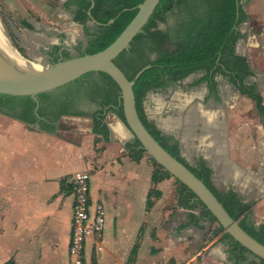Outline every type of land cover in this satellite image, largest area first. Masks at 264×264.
<instances>
[{"label": "crops", "instance_id": "crops-1", "mask_svg": "<svg viewBox=\"0 0 264 264\" xmlns=\"http://www.w3.org/2000/svg\"><path fill=\"white\" fill-rule=\"evenodd\" d=\"M67 1L76 3L77 9L78 0H61V8L53 11L59 15L72 14L73 9ZM243 2L247 3L250 19L240 26L247 37L240 38L236 50L239 55L248 57L253 70L250 80L257 83L264 97V65L249 53L252 46L262 45L259 50L264 54V42H255L257 34L249 30L255 25L262 31L264 0ZM32 24L33 30L39 33L47 29L49 37L55 40L42 46L60 45V36L65 31L57 27L58 23ZM259 34L264 35V32ZM239 45L245 52L239 51ZM191 80L179 84L182 105L186 104L182 96L188 99L194 96L193 93L185 94L182 89ZM156 93L152 91L146 101L149 115L154 99L156 102L161 99ZM210 105L209 109L199 102L191 110L204 109V114H210L208 119L217 121L221 130L207 131V123L202 122L204 127L200 130H204L201 140L205 154H195L194 163L186 154L193 155L192 137L186 140V129L181 131V155L190 165H195L200 158L205 159L213 170L216 187L233 188L244 201L254 202L251 218L257 224H264V124L261 116L256 147L249 148L251 140L245 142L242 133L227 135V122L222 118L224 105L218 107L214 102ZM114 114L116 118L107 121L108 140L95 133L93 120L89 118H74L92 121L89 133L77 135L73 124L74 129L70 131L49 132L0 114V264L9 261L14 264H70L75 203L72 179L78 171H88L91 175L92 210L99 203L107 210L104 250L98 251L94 240H88L85 264H249L255 259L254 255L244 261L233 257L228 240L222 239L224 233L212 236L211 241L205 239L207 227L192 224V210L179 203L177 179L171 176L159 183L153 182L155 167L149 163L147 155L140 161L131 157L126 145L133 138L125 121ZM125 136L130 139H123ZM217 178L221 187L216 183ZM154 188L160 194L152 197L150 205V193Z\"/></svg>", "mask_w": 264, "mask_h": 264}, {"label": "trees", "instance_id": "trees-1", "mask_svg": "<svg viewBox=\"0 0 264 264\" xmlns=\"http://www.w3.org/2000/svg\"><path fill=\"white\" fill-rule=\"evenodd\" d=\"M144 0H78V7L74 20L85 26L89 40L86 49L81 54L95 53L109 46L128 26L138 12L137 6ZM251 0H247L249 2ZM243 0H161L144 29L131 43L128 50H124L115 59L116 64L126 73L130 79L143 67L151 65L137 80L134 86L136 104L139 115L153 136L174 156L185 163L223 203L231 216L240 221L241 226L254 238L264 244V224H257L252 217L254 202H246L233 188L219 189L213 182V170L208 162L200 158L195 165H190L181 155L179 140L173 135H167L158 127L155 120L149 117L146 109V101L151 91L167 92L169 88L182 84L183 80L192 73H201V76L193 82V85L207 82L211 92L217 95L219 82L218 75L227 77L234 88L243 95L249 97L259 112L264 124V97L258 89L257 83L250 81L253 70L247 56L239 55L236 50L240 38H246L247 33L241 31L240 26L248 22L250 14ZM100 22L94 29L88 26L90 14ZM114 22L107 24L111 19ZM28 28L34 29V25L25 21ZM165 24V27H162ZM93 29V32L90 30ZM64 37L65 34H62ZM16 45V43H15ZM80 42L78 49H81ZM18 47V46H17ZM60 45H55L50 51L52 62L70 58V51L64 49L60 57ZM23 53V50L19 48ZM84 78L91 81H100L107 87V96L102 100V108L93 114L85 112H72L62 109L56 117L60 119L63 114L92 115L95 133L108 140L110 129L106 118L109 112L116 113L125 121L121 91L113 78L104 72H90L83 77L72 81L55 90L40 93L38 101L31 96H11L0 94V112L17 118L27 124L36 122L37 110L39 115H45L46 100L54 95V92L62 88L80 87ZM20 102L28 114H18L5 109L4 103ZM126 122V121H125ZM50 126V127H49ZM43 130L54 132L55 126L42 122ZM127 149L131 157L140 161L147 151L142 147L138 138H133L127 143ZM149 155V154H148ZM154 165L152 175L153 182L159 183L172 174L149 155ZM179 203L192 210L190 222L192 224L207 227V223H218L213 227L211 234L214 237L225 233V229L219 224L216 217L198 199L196 193L187 185L177 179ZM160 194L157 189L151 190L152 197ZM197 209L199 212L197 213ZM205 222V225H201ZM208 231V230H207ZM223 240H228L231 253L238 261H244L249 255H254L241 243L223 235ZM255 256V255H254ZM133 260L135 253H133ZM6 264H14L9 261ZM249 264H264V259L249 261Z\"/></svg>", "mask_w": 264, "mask_h": 264}, {"label": "water", "instance_id": "water-1", "mask_svg": "<svg viewBox=\"0 0 264 264\" xmlns=\"http://www.w3.org/2000/svg\"><path fill=\"white\" fill-rule=\"evenodd\" d=\"M160 2L161 0H144L140 3L137 6L138 12L132 21L106 48L95 53L79 54L71 56L70 58L61 59L50 65H47L43 60H39V62L42 63V68L40 69L34 66L31 69L19 66L0 33V94L31 96L38 101V95L40 93L55 90L90 72L107 73L120 87L125 123L129 128L132 138H138L142 147L151 157L169 171L173 177L180 180L196 193L198 199H200L212 212L219 224L224 227L225 232L230 235L232 239L241 243L259 259H264V244L249 234L241 226L240 221L231 216L208 185L185 163L170 153L143 123L137 109L134 86L136 80L149 69L151 65L143 67L135 75L134 79H130L115 62V59L120 53L131 47L132 41L143 31L144 26L148 23ZM89 14L90 22L97 25L101 24L93 18L91 12ZM70 15L72 23L80 25L74 20L76 12ZM114 20L115 18L111 19L107 24L114 22ZM12 46L18 50L13 43ZM25 59L30 63H36L30 59ZM195 74L196 73L190 74L184 81ZM151 92H149V94ZM164 123L165 120H163V122L161 120V123L157 124L163 133L173 135L179 140L180 145H183V133L180 132L179 126L169 129Z\"/></svg>", "mask_w": 264, "mask_h": 264}, {"label": "rangeland", "instance_id": "rangeland-1", "mask_svg": "<svg viewBox=\"0 0 264 264\" xmlns=\"http://www.w3.org/2000/svg\"><path fill=\"white\" fill-rule=\"evenodd\" d=\"M66 3L71 6L73 11L75 10L76 3L69 1H67ZM61 4V0H0V24L3 32L18 50L19 48L23 50V53H21L20 51L19 52L25 58L35 61L36 63H40L39 60H43L47 65L52 64V62H50L49 59H47L45 55L40 51V48L42 44L55 41L54 38L52 39L49 37L47 29H43L41 33H39L36 30L28 28L25 24V21L34 23L37 26H39V22L53 21V23H58L57 27L63 29L70 36L69 38L80 37L82 39H85V33H83L82 27H79L78 25L72 23V20L70 18L71 13L66 12L59 15L58 12L53 11V9L55 8H61ZM162 27H165V24H162ZM249 30L252 31V33L254 32L257 34L255 42H257L258 40L259 43L264 42V35L259 34L261 32H264V27L263 29H261L262 31H260L258 30V26L251 25ZM249 30L247 29V31ZM244 49L245 48L243 46L239 45L240 52H245ZM252 49L253 50L249 51L250 55H255L254 59L258 58V61H262V65H264V54L259 50L262 49V45L252 46ZM40 65L42 64L40 63ZM200 75L201 73H196V75L191 78L192 80L187 79V81H191L186 82L185 87L182 88L184 89L183 91L185 92V94H194V96L190 97L189 99L188 97L186 98L185 95L184 97L182 96V98L184 99L183 101H186L185 105L180 104L181 96L178 94V91L181 90V87L177 85L170 88L169 92H158L155 94V96L158 95L159 97H161V99L159 101L157 100V102L154 99L151 108L152 113L149 115L150 118L156 120L158 124L161 123V120L162 122L163 120H168L171 121V123H174L175 121H179L178 119H180V132L186 129V133L184 136L185 139L187 140L190 136L192 137L190 149L193 155L190 156V154L186 152L189 161L192 163L195 162L197 154H205V150H203L204 144L201 140L204 130L202 131L200 129H203L204 127L202 121L204 123V121L206 122V120L209 119L207 114H204V109H194L193 111L191 109L194 108L195 104L199 102H203L207 106V108L210 109L212 107L210 104L213 103V98L209 95H207L205 101H202L207 93L206 82H201L199 84L193 85V82L198 79ZM224 82V97L225 101L228 103L226 106H224V109L222 111V115L224 117L222 118L227 122V135L242 133L244 139H246L245 142L247 140H251L249 148H255L256 146L254 144L255 142L257 143V138L261 133V127L259 125L260 114L258 113L254 102L249 97L241 95L237 90L232 88V86L229 85L227 81ZM215 104L218 105V107L223 106L221 104L219 105V103ZM115 116L116 115L114 113L109 112L106 121L111 122L113 118H116ZM69 121L71 123L74 122L73 126L76 128L75 133L77 135H80L81 133L86 135L92 128V121H90L89 119H69ZM244 125L246 127H244ZM187 130L189 131V133L187 132ZM236 150H238L237 147ZM231 152H234V149L231 148ZM147 157L149 163L154 167L148 154ZM257 163L255 166H257ZM216 183L219 187L222 186L219 178H217ZM206 225L208 231L205 232V239L211 241V230L214 229L213 227H215L217 224H211L208 222V224ZM224 234L227 235L226 232Z\"/></svg>", "mask_w": 264, "mask_h": 264}, {"label": "flooded vegetation", "instance_id": "flooded-vegetation-1", "mask_svg": "<svg viewBox=\"0 0 264 264\" xmlns=\"http://www.w3.org/2000/svg\"><path fill=\"white\" fill-rule=\"evenodd\" d=\"M83 30V33H85V39H82L80 37L76 38H69L70 36L65 32V36H60V46L61 49L59 50V55L62 58V51L64 49H68L70 51L71 56H75L76 54L79 55L82 52L85 51L89 36L86 33L85 26L80 24ZM88 26H91V24L88 22ZM93 26V25H92ZM91 26V27H92ZM95 26H93V29ZM93 29L90 31L93 32ZM80 42H83V46L81 49H78V45ZM55 45H47V46H41L40 51L45 55L47 59H49L50 62H52V55L50 54V51L53 50V47ZM38 52V50H37ZM53 63V62H52ZM251 78V76H250ZM249 78V79H250ZM216 79L219 82L217 95L213 92H211L210 87L208 83L206 82L207 86V93L205 97L202 99V101H205L207 95L213 98L214 103L223 104L224 106L227 105V102L225 101L224 93L225 89L223 84L224 81H227L229 85L233 87V85L230 83L229 79L227 77H224L222 75H218ZM184 81V80H183ZM251 81V80H250ZM172 88V87H171ZM237 90L236 88H234ZM170 91V88L168 92ZM239 92V90H237ZM107 87L106 85L102 84L100 81H91L90 78H84L83 82L81 83L80 87H73V88H62L60 90H57L54 92V95L49 97L46 100L45 103V115H39L37 110L40 106V101L38 102V105L35 109L36 115V122L33 124H29L33 127L41 129L42 122H46L49 125L55 126L54 131L60 130V131H70L74 129L72 127L73 122L71 123L69 119L74 118H89L93 120L92 115H76V114H63L60 119L56 120V117L61 112L62 109H69L72 112H85L87 114H93L99 109L102 108L101 102L102 100L107 96ZM240 93V92H239ZM241 94V93H240ZM4 108L7 110H10L12 112L18 113V114H28L29 112L24 109V105L20 102H7L4 103ZM0 114H4L0 112ZM6 116H9L7 114H4ZM156 121V120H155ZM157 123V122H156ZM158 124V123H157ZM50 127V126H49ZM43 130V129H41ZM47 131V130H44Z\"/></svg>", "mask_w": 264, "mask_h": 264}, {"label": "built area", "instance_id": "built-area-1", "mask_svg": "<svg viewBox=\"0 0 264 264\" xmlns=\"http://www.w3.org/2000/svg\"><path fill=\"white\" fill-rule=\"evenodd\" d=\"M75 203L69 247L70 264H85V249L88 240H94L98 251L104 250L107 210L99 203L91 206V175L88 171H78L72 179Z\"/></svg>", "mask_w": 264, "mask_h": 264}, {"label": "bare ground", "instance_id": "bare-ground-1", "mask_svg": "<svg viewBox=\"0 0 264 264\" xmlns=\"http://www.w3.org/2000/svg\"><path fill=\"white\" fill-rule=\"evenodd\" d=\"M0 33L3 37V39L5 40L7 46L9 47L11 53L13 54L17 64L23 68H26V69H31L33 68V66L35 68H42V65H40V63H30L29 61H27L22 55L21 53L15 49V47L12 46V43L11 41L6 37V35L4 34L3 32V29L1 27V24H0ZM42 64V63H41ZM188 102V101H187ZM194 115V114H193ZM210 115V114H209ZM207 115V116H209ZM180 121V119H178ZM203 120V119H202ZM220 120V119H219ZM179 121H175L174 123H171V121H168V120H165V123L164 125L169 128V129H173L175 128L176 126H179L180 125V122ZM212 121V122H211ZM203 122V121H202ZM205 122V121H204ZM183 123V122H182ZM207 123V126H206V129L207 131H210L212 132L214 129L216 130H221L220 129V124L217 122V121H213V120H207L206 121ZM205 125V124H204ZM113 127V126H112ZM223 129V128H222ZM114 130V129H113ZM224 131V130H223ZM222 131V132H223ZM189 133V131H187ZM213 134V133H212ZM214 135V134H213ZM217 135V134H216ZM220 135V134H219ZM222 135V133H221ZM212 136V135H211ZM220 144V143H219ZM219 146V145H218ZM221 146V145H220ZM222 150V149H221ZM227 151V150H226ZM227 157V156H226ZM246 183V182H245Z\"/></svg>", "mask_w": 264, "mask_h": 264}, {"label": "clouds", "instance_id": "clouds-1", "mask_svg": "<svg viewBox=\"0 0 264 264\" xmlns=\"http://www.w3.org/2000/svg\"><path fill=\"white\" fill-rule=\"evenodd\" d=\"M123 139L125 140L130 139V136H125Z\"/></svg>", "mask_w": 264, "mask_h": 264}]
</instances>
